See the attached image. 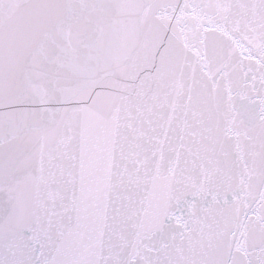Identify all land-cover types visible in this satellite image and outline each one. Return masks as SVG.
<instances>
[{
  "label": "snow or ice",
  "instance_id": "6c2138e0",
  "mask_svg": "<svg viewBox=\"0 0 264 264\" xmlns=\"http://www.w3.org/2000/svg\"><path fill=\"white\" fill-rule=\"evenodd\" d=\"M0 264H264V0H0Z\"/></svg>",
  "mask_w": 264,
  "mask_h": 264
}]
</instances>
